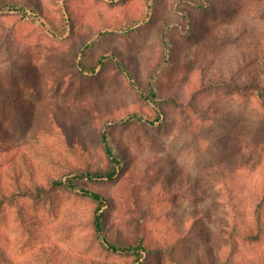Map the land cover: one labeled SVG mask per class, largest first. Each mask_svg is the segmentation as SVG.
<instances>
[{
    "label": "rangeland",
    "instance_id": "1",
    "mask_svg": "<svg viewBox=\"0 0 264 264\" xmlns=\"http://www.w3.org/2000/svg\"><path fill=\"white\" fill-rule=\"evenodd\" d=\"M15 1L0 0V199L20 186L43 188L19 200L21 217L17 202L0 212V264H133L97 237L95 203L49 187L73 169H109L105 131L118 174L84 184L109 198L101 210L106 238L143 242L150 250L141 264L223 258L235 215L227 188H236L244 227H252L251 198L264 189V83L241 93L202 83H256L264 0H202L207 11L192 0ZM82 49L95 75L79 72ZM152 75L159 98L184 102L188 123L169 103L160 122L129 119L137 111L154 117L138 91H148ZM234 258L264 264V233L240 242Z\"/></svg>",
    "mask_w": 264,
    "mask_h": 264
},
{
    "label": "trees",
    "instance_id": "2",
    "mask_svg": "<svg viewBox=\"0 0 264 264\" xmlns=\"http://www.w3.org/2000/svg\"><path fill=\"white\" fill-rule=\"evenodd\" d=\"M6 6L11 4L12 2H16L15 0H2ZM192 6L199 9V11H207L211 8L210 3H206L205 1H191ZM2 5H0V10H2ZM8 12H21L22 17L27 15V10L22 9L21 7H10L8 8ZM77 67L80 73H89L90 75H95L97 73V67L96 66H88L86 64V49H82L78 51L77 56ZM108 58V60H113L118 65L119 69L123 70V67L121 66L118 59L111 55V57H105ZM102 61H100L101 64ZM258 73V72H257ZM258 76L260 78L264 79V69L258 73L254 77L256 83H247L246 81H231L225 78L221 79H211L209 82L202 83L203 88L210 86V88H216L217 85H223V86H230L234 91L236 90L237 93L241 92H247L249 89H255L257 90V87H261V85L264 82H261L259 80ZM156 78V77H155ZM154 75L150 77V81L148 83V91H144L142 88H138L139 94L142 97V99L145 101V103L148 106L152 107V112L154 114L153 118L148 117L149 112L146 111H137L133 114H130L129 119H134L136 122H146L153 124L155 122L162 121V117L165 115L164 107L163 105L166 103L174 104L181 108V115L183 116L184 122H189V114L186 112L182 105L184 102L180 101L178 97L175 95L167 96L166 98H159L157 94V88L154 84ZM259 81H258V80ZM233 82V83H232ZM240 82H242L243 87L239 86ZM209 88V89H210ZM248 90V91H249ZM258 101L260 104V107H262L264 111V97L260 93H258ZM192 107V106H190ZM101 144L103 146V150L105 153V156L109 159L110 163L112 164L109 169L102 170V169H96L91 167H86L82 169H73L70 170L69 173L60 176V177H54L49 182L50 190L54 189H62V190H68V191H74L81 195L84 198H87L91 200L93 203L96 204L94 218H93V226L94 231L97 235V237L100 239L101 243L107 247L112 252L132 256L133 257V264H141L142 259L145 253H148L150 250L149 247H147L143 242H138L135 245H118L110 242L106 236H105V226H104V217L103 212L101 210L108 205L109 198L102 192L92 189L88 186H86L84 183L86 181H111L116 178L118 174V170L121 165V160L116 156V153L113 150V147L110 144L109 137L105 132L101 133ZM24 164L26 163V158L23 159ZM238 167H233L228 170V173H226V176L230 173H232L234 170H236ZM14 171H16L13 168ZM19 173V172H15ZM18 178L16 179L17 182ZM224 186L228 187V183H225ZM3 188L0 186V189ZM43 187H40L37 189L36 192H33V190L29 186H20V189L14 193L11 194L10 197L8 195H4L3 198L0 199V212L4 209L6 204L13 203L18 208V214L19 217H21V204L19 205V200L21 198H25L26 196L32 195L37 196ZM233 188V187H232ZM227 188V197L229 198V204L232 207V210L235 212V215L232 220V225L229 228V234H228V250L224 252L223 258H217L216 260H213L212 258H207L206 264H237L235 262V253L238 250V246L240 242L245 241H255L257 239H260L261 234L264 233V219L262 215V208L264 206V189L262 190L261 194L258 195V193L255 194L254 197L251 198L250 202V209H251V218H252V227H244L242 226V223L239 221V217L237 215V212L240 208V203L235 201V199H232V196H234L233 190L235 191L236 188ZM3 193V191H0ZM53 264V263H50ZM201 264V263H200Z\"/></svg>",
    "mask_w": 264,
    "mask_h": 264
}]
</instances>
